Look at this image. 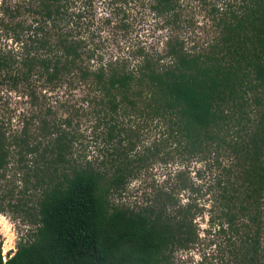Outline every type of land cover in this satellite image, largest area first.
Wrapping results in <instances>:
<instances>
[{
  "label": "trees",
  "instance_id": "trees-1",
  "mask_svg": "<svg viewBox=\"0 0 264 264\" xmlns=\"http://www.w3.org/2000/svg\"><path fill=\"white\" fill-rule=\"evenodd\" d=\"M185 5L0 1V95L26 99L12 115L0 98V180L40 189L30 237L0 264H170L202 216L221 264H264V0H211L204 38L188 36ZM76 90L98 160L74 157L78 125L53 104ZM157 160L177 167L163 185L112 202Z\"/></svg>",
  "mask_w": 264,
  "mask_h": 264
},
{
  "label": "rangeland",
  "instance_id": "rangeland-1",
  "mask_svg": "<svg viewBox=\"0 0 264 264\" xmlns=\"http://www.w3.org/2000/svg\"><path fill=\"white\" fill-rule=\"evenodd\" d=\"M204 1L205 4L201 3L202 0H186L184 15L186 20L192 23V27L187 31L191 38H204L206 33L205 6L211 0ZM142 35H147L149 40L158 38V34L147 33V31L142 32ZM116 51L119 52L116 49L112 50L114 53ZM0 96L2 103L7 106L12 115H18L26 106V99L17 94L3 92ZM56 100L57 103L53 104L62 107L58 109L59 116L68 115L75 128L78 125V136L73 148L74 157L87 161L98 160L106 153V149L100 137L93 134L94 116L90 114L91 111L80 90L61 93L53 99V102ZM156 134L157 131L152 134L151 138L156 137ZM176 168V164L171 161L165 163L162 160H157V162L151 163L137 178L129 182L122 194L115 195L112 202L129 207L141 204L150 194L151 189L163 185L164 180L168 178L169 174H173ZM198 170L205 173V176L209 174L205 170L204 164L190 166L192 175ZM39 197L40 189L35 187L32 179L26 180L21 175L10 174L0 180V203L3 206V211L0 213V248L3 260L7 256L13 255L19 241L27 240L30 237L34 229L33 221ZM185 197L186 195L182 193L179 199L185 202ZM195 229L199 236L198 243L187 250L173 252L170 264H221L224 255H219L217 248L223 243V236L218 233L214 234L213 229L209 228L207 224L206 216L197 218Z\"/></svg>",
  "mask_w": 264,
  "mask_h": 264
}]
</instances>
